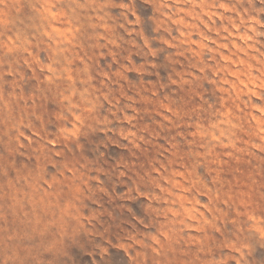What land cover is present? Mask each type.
Returning <instances> with one entry per match:
<instances>
[{
  "label": "rangeland",
  "instance_id": "374dc122",
  "mask_svg": "<svg viewBox=\"0 0 264 264\" xmlns=\"http://www.w3.org/2000/svg\"><path fill=\"white\" fill-rule=\"evenodd\" d=\"M0 264H264V0H0Z\"/></svg>",
  "mask_w": 264,
  "mask_h": 264
}]
</instances>
